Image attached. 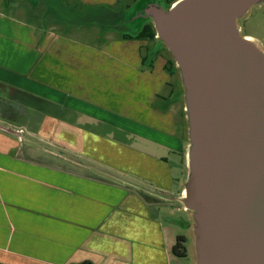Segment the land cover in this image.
<instances>
[{"label":"crops","instance_id":"1","mask_svg":"<svg viewBox=\"0 0 264 264\" xmlns=\"http://www.w3.org/2000/svg\"><path fill=\"white\" fill-rule=\"evenodd\" d=\"M59 3L0 0V264H178L187 213L143 188L178 196L186 172L170 56L63 31Z\"/></svg>","mask_w":264,"mask_h":264},{"label":"water","instance_id":"2","mask_svg":"<svg viewBox=\"0 0 264 264\" xmlns=\"http://www.w3.org/2000/svg\"><path fill=\"white\" fill-rule=\"evenodd\" d=\"M141 2L115 25L152 22L174 62L187 140L180 195L140 187L183 205L189 264H264V48L240 25L264 0Z\"/></svg>","mask_w":264,"mask_h":264},{"label":"rangeland","instance_id":"3","mask_svg":"<svg viewBox=\"0 0 264 264\" xmlns=\"http://www.w3.org/2000/svg\"><path fill=\"white\" fill-rule=\"evenodd\" d=\"M60 1L62 4L59 3L54 5L61 16L57 20V24H60L59 28L63 31H67V28L69 31H71L72 28H85L86 30L88 28V30L83 33V35L81 34L80 37H84L85 40L93 43L102 39V30L106 32L110 28L117 32L131 31L129 27L123 25L116 26L115 24L119 22V19H121L124 14L128 13V10L132 6H134V8L138 6L137 8H139L140 5H142V0H140L139 4H135L138 0L135 2L134 0H116L113 4L101 0H69L71 3H67L68 0ZM38 2L35 4V13L37 11V7L39 6ZM114 12L116 13L115 17H111V14H114ZM28 15L30 18L29 20L33 21V15ZM125 25L133 26L136 24L125 23ZM240 25L241 31L244 35H252L264 48V7L253 6L248 14L240 19ZM173 191L175 193L176 190L174 189ZM173 213L178 215L179 212L177 211ZM176 229H178L179 233L185 232V228H181V226L179 227V224ZM190 242L192 243V240ZM177 259L178 264H189L190 262L189 255L184 257L177 256Z\"/></svg>","mask_w":264,"mask_h":264},{"label":"trees","instance_id":"4","mask_svg":"<svg viewBox=\"0 0 264 264\" xmlns=\"http://www.w3.org/2000/svg\"><path fill=\"white\" fill-rule=\"evenodd\" d=\"M169 3L172 2V0L168 1ZM123 36L125 38H155V29L154 26L152 24L151 21H147L141 28L139 31L137 32H123ZM173 60L171 58H168V66L167 69L169 71V73L174 74L175 70L173 68ZM144 193V192H143ZM187 241H188V237L186 234H179L177 236L176 242L173 245V253L177 256L180 257H184V256H188V247H187ZM86 264V263H84Z\"/></svg>","mask_w":264,"mask_h":264},{"label":"flooded vegetation","instance_id":"5","mask_svg":"<svg viewBox=\"0 0 264 264\" xmlns=\"http://www.w3.org/2000/svg\"><path fill=\"white\" fill-rule=\"evenodd\" d=\"M175 255V254H174ZM175 256H177V255H175ZM180 257V256H179Z\"/></svg>","mask_w":264,"mask_h":264}]
</instances>
